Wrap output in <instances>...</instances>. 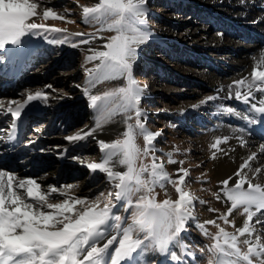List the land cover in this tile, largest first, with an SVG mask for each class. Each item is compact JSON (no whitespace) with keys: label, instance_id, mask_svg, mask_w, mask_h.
<instances>
[{"label":"snow or ice","instance_id":"obj_1","mask_svg":"<svg viewBox=\"0 0 264 264\" xmlns=\"http://www.w3.org/2000/svg\"><path fill=\"white\" fill-rule=\"evenodd\" d=\"M146 4L147 0H98L93 6L82 7L83 23L97 27L98 32L109 31L114 35L103 45L105 50L89 48L91 54L86 57L89 62L99 61L87 69L90 87H84L90 107L95 110L94 127L66 139L79 142L95 138L104 126L117 122L116 116H123L119 123L124 130L117 133V139L97 141L100 162L86 165L93 174L105 176L109 191L99 193L95 199L68 196V191L76 185L43 188L35 178H19L13 170H0V264H141L140 257L145 253L165 254L174 264H183L180 252L186 250L185 236L193 227L214 241L207 249L208 264H264V233L256 227L264 225V185L253 182L262 169H253L249 163L257 154L252 153L233 176L220 182L230 206L218 218L204 222L198 220L194 209L197 203L206 202L188 190L189 171L181 167L173 178L157 155L160 149L156 141L162 133L147 127V113L141 107L144 89L133 73L137 49L150 35L145 27ZM43 5L44 0H0V50L20 45L22 37L38 30L63 34V39H53L50 43L70 41L64 29L29 22ZM49 18L66 19L51 6H44L43 19ZM96 38L93 33L79 43L89 45ZM71 46L75 48L78 44ZM121 78L125 81L123 86L92 94L97 84ZM233 85L235 91L227 98L250 105L252 111L264 116V51L250 77L234 81ZM257 93L261 94L260 98ZM48 98L44 92L37 91L29 94L23 103L13 102L16 107L7 109L13 129L29 102H47ZM226 111L240 115L233 108ZM243 118L249 124L257 122L254 118ZM139 137L144 140L143 147L136 143ZM228 140V136L217 138L211 148L223 152L220 145ZM240 143L246 145L242 137ZM165 155L167 164H183L173 158L174 151ZM148 157L151 163H143ZM169 184L178 198L158 201L156 188L166 191ZM58 197L63 199L49 202ZM216 199H221L219 194ZM241 209L246 219L242 226H236L233 214ZM207 210L218 211L210 207ZM218 220L225 225L231 223L235 231H227ZM209 225L215 226L217 233H211Z\"/></svg>","mask_w":264,"mask_h":264},{"label":"rangeland","instance_id":"obj_2","mask_svg":"<svg viewBox=\"0 0 264 264\" xmlns=\"http://www.w3.org/2000/svg\"><path fill=\"white\" fill-rule=\"evenodd\" d=\"M97 2L44 0V5L37 10L38 15L29 22L64 29L70 35V41L50 43L53 39H63V34L38 30L36 34L29 35L28 41L18 50L23 62L13 64L15 69L9 70L3 68L8 59L7 53L0 50V141L6 142L11 136L13 119L7 111L8 107L15 108L13 102L23 103L29 94L44 92L49 97L47 102L39 101L42 102L38 106L41 111L24 119L20 130L14 135L17 144L14 149L24 148L22 156L27 158L25 162H29L28 158H34L29 166L30 176L43 188L76 185L68 191V196L89 199L109 191L105 176L93 174L86 167L88 163L100 162L101 152L97 141L103 139L111 142L118 138V132L124 130L119 123L123 116L118 115L115 118L117 122L104 126L95 138L88 137L72 148L68 145L75 142L66 139L94 127L95 110L90 107L84 87H90L87 69L93 68L99 61L89 62L86 57L91 54L89 48L105 50L103 45L114 35L109 31L98 32L97 27L82 22V7L93 6ZM230 4L228 0H147L145 27L150 35L138 47L133 69L134 79L144 89L141 107L147 113V127L152 132L162 133L156 141V147L160 149L157 155L165 162L166 170L173 178L177 169L182 167L188 170V190L206 202L204 205L197 203L194 209L200 222L218 218L230 206L223 194L221 179L215 175L214 159L219 151L212 149L211 144L225 136L218 135L222 123L220 116L224 119L235 116L226 109L242 112L241 104L223 96L218 83L212 87V81L222 74L232 75L235 59L240 52H249L247 54L250 56L255 45L263 43L264 39V29L247 26L252 15L235 13ZM44 6H51L58 14H64L66 19L44 20ZM233 27H237V30L244 27L246 30L243 35L234 33L228 36L226 32ZM77 33L87 35L80 37L75 35ZM93 33L97 38L91 44L79 43ZM71 43H77L78 47H72ZM233 82L228 81L227 85L234 86ZM124 84L123 78L104 81L92 89V94H102ZM210 96L216 99L208 101ZM35 104L36 101L29 102L27 107ZM228 126L230 130L236 128L232 122ZM35 140L39 143L33 146ZM136 143L143 147V138H137ZM27 145H31V149ZM254 146H264V141L258 140L248 150H253ZM169 151H174L173 158L183 161V164H167L165 154ZM3 159L6 160L5 157ZM143 163L150 164L151 157L144 159ZM259 163L255 161L250 164L252 168H260ZM46 173L52 174L53 178L41 180L39 176ZM260 174L263 175L264 171ZM156 192L158 201L178 198L170 184L166 191L157 187ZM217 194L220 200L216 199ZM61 199L63 197L49 202L56 203ZM209 207L218 211L209 212ZM119 211L122 212V208ZM241 212L242 209L233 214L236 226H242L246 219ZM218 223L229 232L235 231L231 223L225 225L221 220ZM256 227L264 233V225ZM208 230L213 234L218 231L211 225ZM184 243L186 250L180 252L183 264H208L207 249L214 243L212 239L193 227L186 234ZM241 247L246 250L245 246ZM140 260L141 264H174L165 254L145 253Z\"/></svg>","mask_w":264,"mask_h":264},{"label":"bare ground","instance_id":"obj_3","mask_svg":"<svg viewBox=\"0 0 264 264\" xmlns=\"http://www.w3.org/2000/svg\"><path fill=\"white\" fill-rule=\"evenodd\" d=\"M226 1V0H221ZM231 2L230 6L234 8V12L240 13H248L249 15H252V18L250 21L247 22L248 28H259L264 29V0H228ZM237 16V14L235 15ZM257 16V17H255ZM244 30H246L244 27L242 29H238L237 27H233L231 31L226 32L228 36L234 33H239V35L244 34ZM219 38V37H218ZM217 38V39H218ZM29 39V35H26L22 37V42L18 46H6V48L2 51L7 53L8 59L4 63V70L15 69L13 64L16 63H22V57L19 55L18 50H20L24 43H26ZM219 40V39H218ZM264 51V39L263 43H257L255 47L252 49V53L249 56V52L241 51L238 57L235 59L236 62L234 64V73L232 75L226 76L225 74L221 76L214 77L215 80L212 81V87L215 86V84L218 83L221 89V94L225 96L226 98L229 96V93H234L235 86H228V81L234 80L237 81L240 80L243 77H250V73L253 71L254 66L259 62L261 52ZM18 69V68H17ZM10 73V72H8ZM7 74V73H6ZM258 98H260V93L256 94ZM228 99V98H227ZM237 103L241 104L242 112H240V115H235L233 118L224 119L223 116H220L221 119V128L219 130V136L225 135L229 137V140L227 143H222L220 148L224 149V151H227L226 154L223 152H218L217 157L214 159L215 164V175L218 179H221L223 181L224 179L233 176V174L240 168L241 164H243L246 160H248V157L251 156L252 153H256V159L249 161V163H255L260 161V168L262 171H264V152H261V147L254 146L253 150H248L250 145H254L258 140L264 141V116H261V114L254 112L250 109V105L244 104L243 102L236 100V99H230ZM255 102V101H254ZM42 102L36 101V104L34 106H29L25 108V110L21 114V119L15 121V129L13 130V127L11 125V133L10 135L14 137L16 132L20 130L22 123L24 119H26L30 115H34L36 112L41 111ZM259 106V105H258ZM249 117L254 118L257 122L255 124H249L247 120H245L243 117ZM232 122L236 125L235 129L230 130L228 127L229 123ZM13 124V122H12ZM243 129V131H241ZM243 138L246 141L245 146H241L240 138ZM39 143L38 140H35L32 145H37ZM16 144L15 138L8 139L5 141H0V170H13L15 174L19 177H31V171H30V162L34 158H28L29 162L26 161V157L24 158L22 155L24 153V148L21 147L19 149H14V145ZM79 143L75 142L74 145L69 144L68 147L72 148L74 146H77ZM17 145V144H16ZM31 149V145H27ZM66 151V150H65ZM64 151V154H65ZM255 151V152H254ZM63 156V154H62ZM62 156L60 155L59 158L61 159ZM6 158L4 160L3 158ZM14 159V160H13ZM13 160V161H12ZM16 162V163H15ZM36 163V162H35ZM46 161L43 162L45 164ZM41 165L40 163H38ZM254 167L253 169H255ZM34 169V168H33ZM246 171V170H245ZM55 174V173H54ZM52 174L46 173L43 175H40V179L44 180L47 178H53L51 176ZM251 175V174H249ZM254 183H260L264 185V174H259L258 178L253 181ZM40 183V182H39ZM232 182H230L231 186ZM247 187V185H245ZM223 188V185H222Z\"/></svg>","mask_w":264,"mask_h":264}]
</instances>
